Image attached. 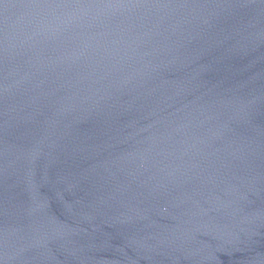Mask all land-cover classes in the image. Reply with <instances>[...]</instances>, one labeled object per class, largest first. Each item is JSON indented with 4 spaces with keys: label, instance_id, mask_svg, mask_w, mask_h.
<instances>
[{
    "label": "water",
    "instance_id": "1",
    "mask_svg": "<svg viewBox=\"0 0 264 264\" xmlns=\"http://www.w3.org/2000/svg\"><path fill=\"white\" fill-rule=\"evenodd\" d=\"M0 264H264V0H0Z\"/></svg>",
    "mask_w": 264,
    "mask_h": 264
}]
</instances>
